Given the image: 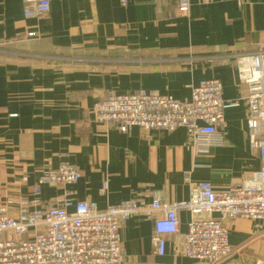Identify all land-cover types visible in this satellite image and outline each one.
Segmentation results:
<instances>
[{"label": "crops", "instance_id": "crops-1", "mask_svg": "<svg viewBox=\"0 0 264 264\" xmlns=\"http://www.w3.org/2000/svg\"><path fill=\"white\" fill-rule=\"evenodd\" d=\"M50 1L49 13L34 18L25 16L23 0H0V219L61 197L64 189L45 185L34 195L33 187L64 162L82 173L67 188L75 201L99 210L130 199L146 208L156 198L188 201L203 182L223 190L261 168L233 55L264 46V0H190L187 13L178 0ZM213 78L222 82L224 100L239 105L226 110L224 129L201 140L197 153L187 128L122 132L96 120L95 105L110 92L189 101L194 87ZM178 215L164 256L153 242L162 212L124 221L125 264H206L183 255L192 216ZM227 227L232 258L264 264L261 222L237 218Z\"/></svg>", "mask_w": 264, "mask_h": 264}, {"label": "built area", "instance_id": "built-area-1", "mask_svg": "<svg viewBox=\"0 0 264 264\" xmlns=\"http://www.w3.org/2000/svg\"><path fill=\"white\" fill-rule=\"evenodd\" d=\"M23 2L25 16L34 18L46 16L51 6L50 0ZM126 3L122 0V4ZM178 10L189 12L190 0H178ZM33 36L34 33L29 34ZM233 57L240 83L247 88L248 138L250 146L260 153L259 170L223 190L203 182L188 201L156 198L146 208L130 199L99 210L92 204L75 201L74 192L67 188L76 186L82 173L70 163H61L43 173L33 187L34 195H40L45 185L64 189L61 197L46 209L23 208L16 218L0 219V264H125L121 224L145 212L163 213L154 221L153 242L157 255L164 256L166 238L178 233L181 210L192 216L183 235L185 257L206 264H240L232 258L227 221L245 218L264 226V46ZM226 60L223 56L215 61ZM238 105L224 100L223 84L213 78L194 87L189 101L146 90L129 94L110 92L97 102L94 111L98 122L122 132L133 127L145 132L187 128L197 153L202 149L201 140L217 137L224 129L226 110ZM30 231H34L32 238L24 239Z\"/></svg>", "mask_w": 264, "mask_h": 264}]
</instances>
